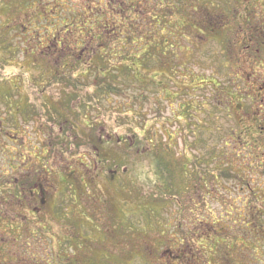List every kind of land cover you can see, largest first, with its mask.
Segmentation results:
<instances>
[{
  "label": "rangeland",
  "instance_id": "obj_1",
  "mask_svg": "<svg viewBox=\"0 0 264 264\" xmlns=\"http://www.w3.org/2000/svg\"><path fill=\"white\" fill-rule=\"evenodd\" d=\"M192 3L191 17L210 14L218 29L181 39L176 15L158 31L177 37L179 74L193 78L166 98L98 74L119 41L154 40L151 15L111 0H0V264H264V218L249 235L242 225L249 208L264 214V0ZM246 11L248 49L237 34ZM154 153L171 190L156 186Z\"/></svg>",
  "mask_w": 264,
  "mask_h": 264
},
{
  "label": "trees",
  "instance_id": "obj_2",
  "mask_svg": "<svg viewBox=\"0 0 264 264\" xmlns=\"http://www.w3.org/2000/svg\"><path fill=\"white\" fill-rule=\"evenodd\" d=\"M161 1L165 2V3L162 4V8L163 9H162V12L160 14V15H162L163 13H165V15H164L165 19L163 20V24L160 25V21L159 20L162 21V18L160 19V16L159 17L151 16L152 17L151 21L153 23L150 22L149 24H146V26L150 27V28H152L154 26L155 32H153V36H152V38L154 40L152 42L151 41H147L148 37H145V41L148 44H151V43H154V42H156V44H158V43L161 44V47L158 46V48L160 47V50L157 49V54L160 51L161 52V56L165 55L164 52L170 46L177 47L175 44H173V42H176V38H177L175 35L180 36V38L182 39V37L183 38L185 37L183 33L187 29H190L192 31H197V32H200V34H204L205 35L206 33H209L211 28L214 29V27H217V26L212 24L213 20H211L210 18H212L213 16L210 15V14L204 16V18L202 20H201L200 16H196L194 18L191 17L194 13L195 14L197 13V9L194 8V3H192L193 0H161ZM122 4L127 9H129V10L131 9L132 10V9H135V7L138 8V5L141 4V1H138V0H122ZM191 9H193L192 14L190 12ZM112 11L115 12L114 9ZM119 12H121V11L119 10ZM121 13H125V12H121ZM188 14H189V16H188ZM176 15H179L180 17L183 16V18H184L180 22H178V26L175 27V30H176L175 32L178 33V31L180 29V31H179L180 33L179 34L175 33V35H172V34L169 35V33H168L167 35H169V37H167L165 39L172 38V40L170 39V41H168V40L162 41L161 33H158V31L161 30V28L163 30H166V29L163 28V26L165 24L169 23L170 17L176 16ZM176 17H178V16H176ZM205 19H207V21ZM170 22H173V21H170ZM174 22H176V21H174ZM150 24H152V25H150ZM208 27H210V28H208ZM146 29L147 28L144 27L143 31L146 30ZM217 29H218V27H217ZM88 35L91 36L90 34H88ZM108 35L110 37H112V34H108ZM143 38H144V36L141 37V39L138 42L144 41ZM92 39H94V38L92 37ZM173 39H174V41H173ZM99 40H101L100 37H98V41ZM129 40L130 39L124 38L121 41V43H123V45H119L118 46V54L112 55L110 52L106 53L107 57L104 60L106 61V65L107 66L104 69L101 68V71L98 73L99 77L101 79L107 80L108 78H111L110 74H111L112 70H114V71L118 72L119 75H121V73L124 74L125 75V80L135 81L136 84L138 85L140 91H147L151 87V88L155 89V92H159L160 95H164L167 98L169 90H170V86L169 85L171 84V85L176 86L177 85V78L175 80L171 81L172 72L170 71V69L167 71V73L165 75V78L164 77L161 78L162 79L161 81L159 79L155 78V76H157L159 73L163 72L162 68L159 67V63H158V66H156L155 61L149 62V61H151V59L150 60L148 59V60L144 61L142 51H139V49H137L136 43H138V42H130ZM78 41H79V39H77V42ZM126 43H129L132 46V50L135 52L134 54H130V55L124 54L123 51L126 50V49H129V46H125ZM132 43H135V44L132 45ZM77 46L80 47V48H83V47H81L83 45L77 44ZM148 46L149 45H147L146 48ZM97 47L99 48V50H98L99 51V53H98L99 56L95 57V59L104 58L103 57V53L101 51V48H103V44L99 43V44H97ZM179 48H182V47H179ZM81 50H83V49H81ZM146 51L148 52L149 49L146 50ZM164 57H166V56H164ZM167 58L169 59L170 56L168 55ZM91 60H93V59H91ZM113 61H114V65H113ZM143 61L147 65V67L145 68L146 71L145 70L139 71ZM175 61H176V58H175ZM150 63H152V64H150ZM84 65L86 66L87 64H84ZM109 65H110V67H112V69L110 67H108ZM178 66L179 65L177 64V67ZM182 66L184 67V64H182ZM180 72H182V71H180ZM178 74H179V71H178ZM140 75H142L143 77L141 78ZM183 76H184V73H183V75H181V73L178 75V77H180V80H182V81L185 80V77H183ZM189 78H190V76H189ZM186 79H188V78H186ZM192 80H193V78H192ZM181 85L187 86L183 82H182ZM213 87L217 90L219 85L215 84V86H213ZM106 88H107L106 85L104 86V88H98L97 91H95L96 90V88H95V90L93 92V96H96V97L98 96V97L102 98L103 95L107 93V89ZM112 91H113V88H112ZM9 94L10 93L7 90V93H5L6 96H4V97L7 98L6 100L10 99ZM179 94H181V93L179 92ZM176 96L177 95L173 96V98L176 99ZM137 101H139V99ZM90 102H92V101L90 100ZM183 108H184V110L182 111L181 117H184V118L188 119L189 116H190V111H193L194 107L193 106L189 107V105H185V107H183ZM183 108H180V109H183ZM8 113H10V112L9 111L7 112V116H9V119H10V114H8ZM1 127L2 126L0 125V129H1ZM194 129H195V131L201 130V132H205V134L209 133V129H205V128L203 129L201 127H196V126H194ZM192 132H193V130H192ZM154 155H155L154 156L155 157V159H154V167H155L156 171L159 172L158 177H156V182L158 184L156 186L159 188V190H160L161 187L168 188L169 190H171V186H170V183L172 184V182H171V172H172V170L170 169L171 166L169 164H167V163H164L162 160H160V158H158L160 156L159 154L154 153ZM211 155L213 156V155H217V154H216V152H214V153H211ZM21 158H23L24 161L26 160V157L23 155V153L21 154ZM13 169H14V167L13 166L11 167V165H10V170L12 171ZM185 170H186V168H185ZM223 171L219 172V174L223 175ZM182 172L186 173V171H183V170H182ZM202 172L203 171H201V173ZM225 174H226L227 177H229V173L227 171L225 172ZM201 178H202V175L199 176V174H198L199 182L201 181ZM218 178H219V175H217V177H215V178L213 177V180L214 179L218 180ZM217 180H215V182ZM19 194H21V191L19 192ZM0 198L2 199V194L0 195ZM10 198H13V197H10ZM4 201H5V199L3 198L0 201V204L2 205V202H4ZM260 209L261 208H256V209L249 208L247 210L246 218H244V219H246L245 220L246 223L243 222L244 219L242 220V225L244 227L249 228V226H252V229L250 230L251 232L249 230H246L247 235H249L251 233H254V231L258 229L257 228L258 226L261 227V219L264 218V214L260 213L261 212ZM262 212H264V209H263ZM262 231H263V235H264V230H262ZM249 240H253V236H251L249 238Z\"/></svg>",
  "mask_w": 264,
  "mask_h": 264
},
{
  "label": "flooded vegetation",
  "instance_id": "obj_3",
  "mask_svg": "<svg viewBox=\"0 0 264 264\" xmlns=\"http://www.w3.org/2000/svg\"><path fill=\"white\" fill-rule=\"evenodd\" d=\"M138 1H141V4L138 5V8L135 7V9H132V10L130 9L129 10V9H127L122 4V0H111L112 5L115 6V9L114 10L119 9L121 12H125L129 16L137 15L136 17H142V18L148 17L150 15L151 16H154V17H159L160 16V14H161V8H162V1L161 0H138ZM203 18H204V16L201 17V20ZM205 20L207 21V19H205ZM237 22H238V24H240L239 31L237 32V34L241 35L239 37V39H241L239 43L240 44L246 43L245 46H244V48L245 49H248L249 48L248 41H250L251 38H249V37L246 36V32H247L248 28L255 27L256 21L254 19V16L252 17V15L250 14V12L249 11H246L245 14H243V15H237ZM244 35L246 37H244ZM53 39H55V41H56L57 38L53 36ZM143 39H144V41L138 42V43H136V45H137V49H139V51H142L144 61H146L148 59L149 60L151 59V61H149V62L155 61L156 66H158V63H159V67H161L162 70H163V72L159 73L158 74L159 76L157 75V76H155V78H157V79H159L161 81L162 80L161 78L162 77L165 78V75H166V73H167V71L169 69L172 72L171 81L172 80H175L176 78H178V75L179 74H178L177 63L175 62V53L173 51V48L174 47L170 46L169 48H167L166 51L164 52L165 53L164 56H166V57H164V56H161V52L160 51L157 54V49L160 50L161 44H159V43L156 44V42L151 43V44H148L145 41V36H144ZM96 41H97V44H99V43L100 44H103L104 43L102 40H99L98 41V39H97ZM49 44L52 45V42H49ZM55 44H56V46H58L59 49H62V45H63L62 42H58V43H55ZM88 44H90V42ZM133 44H135V43H132V45ZM263 44H264V42H262V44H260V45H263ZM119 45H123V43H121V41H119V43L117 44V46H119ZM147 45H149V46L146 48ZM125 46L132 47L129 43H126ZM158 46H160V47L158 48ZM73 47L75 48L76 51L79 50V55L78 56H75V59L74 60L75 61H78V60L80 61L81 60V54H82V51L83 50H81L82 48L78 49L79 47L77 46V44H74L72 47L69 46L68 49H73ZM148 49H149V51L147 52L146 50H148ZM168 55L170 56L169 59L167 58ZM144 61H143L142 65H141L139 71H141V70H145L146 71L145 68L147 67V65L145 64ZM68 62H70L69 59H68ZM150 64H152V63H150ZM240 68H241L240 70H244L242 66H240ZM191 72L192 71H190L189 69L188 70H182V73L181 74L183 75V73H184V76L183 77H185V79H186V78H189V76L191 78V75H190ZM140 77L142 78L143 76L140 75ZM199 80L201 82H204L202 79H199ZM157 93L160 94L159 92H157ZM173 99L174 98H172V100ZM139 101H141V102L143 101V102L146 103L147 97L141 96L139 98ZM190 119H192V118H190ZM187 120L189 122V118Z\"/></svg>",
  "mask_w": 264,
  "mask_h": 264
}]
</instances>
